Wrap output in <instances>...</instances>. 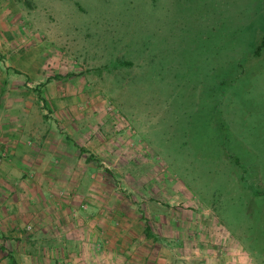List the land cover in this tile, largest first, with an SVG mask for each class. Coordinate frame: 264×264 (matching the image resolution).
I'll return each instance as SVG.
<instances>
[{
    "label": "rangeland",
    "instance_id": "rangeland-1",
    "mask_svg": "<svg viewBox=\"0 0 264 264\" xmlns=\"http://www.w3.org/2000/svg\"><path fill=\"white\" fill-rule=\"evenodd\" d=\"M4 19L0 62L29 82L33 123L48 120L105 175L124 221L163 238V216L185 209L264 264V0H0ZM1 179L0 202L15 207L25 191ZM13 215L40 237L36 213ZM5 247L0 264L35 250Z\"/></svg>",
    "mask_w": 264,
    "mask_h": 264
},
{
    "label": "crops",
    "instance_id": "crops-1",
    "mask_svg": "<svg viewBox=\"0 0 264 264\" xmlns=\"http://www.w3.org/2000/svg\"><path fill=\"white\" fill-rule=\"evenodd\" d=\"M3 21L0 36L10 34V24ZM0 38V48L8 50V40ZM9 67L0 62V182L8 176L15 179L5 186L18 199L23 189L25 199L15 207L0 202L2 254H8L5 246L10 242L35 245L34 251L18 253L19 260L27 264L62 258L80 264H250L246 256L225 244L210 223L193 213L185 217L188 210L177 212L174 219L163 216L162 236L169 244L151 233L152 228L144 230L140 222L124 221L117 201L107 204V194L112 193L105 175L91 173V165H80L75 146L62 140L48 120L33 123L38 116L30 102L33 97L28 99V90L22 87L25 82ZM48 94L53 98L52 91ZM110 209L116 218L107 217ZM13 213L21 217L36 213L34 227L40 237L30 240L19 233L23 222Z\"/></svg>",
    "mask_w": 264,
    "mask_h": 264
},
{
    "label": "trees",
    "instance_id": "trees-1",
    "mask_svg": "<svg viewBox=\"0 0 264 264\" xmlns=\"http://www.w3.org/2000/svg\"><path fill=\"white\" fill-rule=\"evenodd\" d=\"M80 150H81V151H86V150L83 149V148H80ZM92 158H93L92 154H89V155L87 156V159H89V160L92 159ZM105 170H106V171H109V169H107V168H105Z\"/></svg>",
    "mask_w": 264,
    "mask_h": 264
}]
</instances>
